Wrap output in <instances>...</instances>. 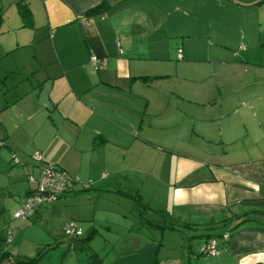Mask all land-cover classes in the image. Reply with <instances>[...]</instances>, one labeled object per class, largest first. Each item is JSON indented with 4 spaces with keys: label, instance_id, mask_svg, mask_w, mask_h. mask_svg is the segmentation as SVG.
I'll return each mask as SVG.
<instances>
[{
    "label": "crops",
    "instance_id": "obj_1",
    "mask_svg": "<svg viewBox=\"0 0 264 264\" xmlns=\"http://www.w3.org/2000/svg\"><path fill=\"white\" fill-rule=\"evenodd\" d=\"M18 1L31 25L22 24ZM9 2L16 44L3 49L19 55L0 73V81L17 78L2 95L0 141L23 159L18 181L34 170L25 153L37 151L80 182L27 220L12 214L32 186L25 180L23 192H7L6 250L28 258L36 244L22 243L25 231L65 208L60 231L72 222L91 242L108 222L99 213L109 196L134 198L121 190L127 180L141 199L145 182L128 178L144 176L154 179L148 193L167 192V204L150 209L180 228L148 222L146 242L134 236L129 247L140 252L143 240L153 249L109 264H264V0ZM92 55L105 66L95 70ZM211 237L219 253L203 255Z\"/></svg>",
    "mask_w": 264,
    "mask_h": 264
},
{
    "label": "rangeland",
    "instance_id": "obj_2",
    "mask_svg": "<svg viewBox=\"0 0 264 264\" xmlns=\"http://www.w3.org/2000/svg\"><path fill=\"white\" fill-rule=\"evenodd\" d=\"M4 1L6 2V4L3 9L0 10V73L2 72V69L8 66V62H13L19 55L17 51H10L9 53H5V49H3V45L5 46L8 44H16L14 37L15 30L11 29V31L8 32L7 26L10 27L12 25V22H14L17 18L15 3H10L9 0ZM9 23L11 25H8ZM22 53L31 55L32 49L24 48ZM257 55L258 59L261 62H264V50H262L260 54ZM26 65L28 68L33 66L30 65V63H26ZM13 68H15V66ZM15 80H17L16 76H11L5 81H0V105H2L4 101V98H2L3 92L5 91V94L7 91L5 90V88L12 84H15ZM17 89H15V87L12 89L9 88V95L13 93L12 91L17 92ZM1 139L2 133L0 132V140ZM0 143H3V141H0ZM25 147L28 148L30 146ZM36 152L37 151H28L27 153H25L26 156H24L25 158L27 157L34 165V170L28 172L27 174L25 173L24 175L25 180L32 186V188L37 187V181H29L28 176L30 174H33L35 178L38 176L39 166H36L35 168V165H39L45 162L52 163L51 161H44L42 158L41 161L36 160L34 157V154ZM20 156V154H17L16 152L12 153L5 145L0 144V184L4 185L3 188L0 189V235L4 240H6L5 246L8 245V234L4 228L5 224H8L7 222L12 212V210L9 208L7 209L5 205L7 201L6 193L9 191L15 192V190H20L21 192H23V185L27 183L25 180H17L19 176L16 174L20 171V169L23 168V159ZM16 159L18 160V162H15ZM143 177L144 176L134 179L128 178L129 181L134 180L136 185H138V182H145L144 187L140 190L141 199H139V193H137L136 188L132 189L127 180H124V189L121 190H130L131 195L134 198H131V196H129L128 200H124L123 198H120L118 196H109V198H111L112 200L109 201L104 207L107 211L99 213V215L102 214L103 217L107 218L108 222L103 221L98 223L99 225L96 226L98 233L94 236L91 242H89V244L84 241L86 238L85 232L84 234L82 233L80 236H78L76 240H72L70 242L69 237L63 233V230L62 232L60 231L61 227L59 218H66V208L64 212L59 214V216L55 215L57 218L44 217L39 221V229L35 230V232L34 230H27L24 233L22 242L24 245L26 244L27 247H31L33 241V244H36L32 245L35 246V250L34 248L28 249L30 252L29 255H27L28 258H37L39 264H92L89 255L95 252L101 259L102 264H109L112 261L128 262L130 260L137 259L138 255L143 256L148 251L150 252L151 249H153L151 243L146 244V246L144 245V243H142L143 240H145L146 242V238H148L149 235L146 225L148 224V222H166L168 224L170 220L166 218L167 215L165 211H161L163 213L162 214L161 212H155L150 209V207H152L154 204L165 206V204H167V192L161 191L160 193L159 187V195L152 193L154 189H151L152 191L148 193L145 185L149 181H154V179L149 177L145 179ZM12 198L16 199V196H13ZM117 198L118 200H115ZM130 201H132L133 204ZM148 202L150 204H148ZM65 223L66 220L64 224ZM81 226L85 230V227L83 225ZM45 229L52 230L53 237H51V239L42 234V231ZM32 233L33 237H31ZM134 236L136 241L140 236H142L141 239L143 240L141 241V245L138 247L140 249V252H133V250L129 247L131 246L130 244L132 243Z\"/></svg>",
    "mask_w": 264,
    "mask_h": 264
},
{
    "label": "built area",
    "instance_id": "obj_3",
    "mask_svg": "<svg viewBox=\"0 0 264 264\" xmlns=\"http://www.w3.org/2000/svg\"><path fill=\"white\" fill-rule=\"evenodd\" d=\"M119 45V41L117 42ZM181 57L180 50L177 54ZM90 63L95 70L105 66V60L95 55L90 56ZM36 160L41 161V156L38 152L34 154ZM15 162H18L16 159ZM105 177V174L102 175ZM29 181H37V187L32 188L23 198L20 206L13 212V219L27 220L35 212L36 208L42 203L51 202L64 194L70 188L72 183L80 182L78 177L71 178L67 175L66 171L52 163H41L39 166V174L35 178L33 174L28 176ZM91 183V181H88ZM14 227L13 222L8 225V230ZM63 233L66 236L78 237L82 234L80 228L74 223L67 222L63 226ZM229 233H224L221 237L226 241ZM9 239V236H8ZM200 253L203 255H217L219 249L217 248V239L214 237L209 238L200 248Z\"/></svg>",
    "mask_w": 264,
    "mask_h": 264
},
{
    "label": "trees",
    "instance_id": "obj_4",
    "mask_svg": "<svg viewBox=\"0 0 264 264\" xmlns=\"http://www.w3.org/2000/svg\"><path fill=\"white\" fill-rule=\"evenodd\" d=\"M17 10H18V13L22 19V24L23 25H31L32 20L30 18V12H29V9L27 8V5L24 2L18 1L17 2ZM0 144H2V143H0ZM54 165H56V164H54ZM69 177L74 179L73 176H69ZM72 184H75V183H72ZM255 212L262 213V211H255ZM162 228L179 229L180 226L175 225L173 223H170V224L166 225V227H162ZM91 236H92L91 233L88 234L84 241L89 243ZM74 238H77V237H74ZM5 243H6V240H4L2 237H0V264H39L37 261V258H35V257L34 258H25V257H21L18 255L10 254V252H8L6 250ZM89 258H90L92 264H102L101 259L98 257V255L95 252L91 253L89 255Z\"/></svg>",
    "mask_w": 264,
    "mask_h": 264
}]
</instances>
